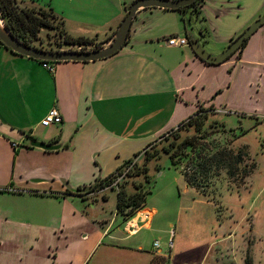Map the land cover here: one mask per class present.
<instances>
[{
    "label": "crops",
    "instance_id": "1",
    "mask_svg": "<svg viewBox=\"0 0 264 264\" xmlns=\"http://www.w3.org/2000/svg\"><path fill=\"white\" fill-rule=\"evenodd\" d=\"M18 1L51 8L69 34L103 46L133 0ZM263 15L264 0H202L184 11L146 8L119 51L95 61L52 62L53 72L0 44V264H90L102 245L115 253L142 252L123 242L150 229V219L126 235L114 219L89 216L102 189L74 191L115 173L199 108L221 122L235 116L239 127L247 121V131L264 126V24L239 56L221 63L205 61L189 44L167 43L170 36L190 41V26L204 50L213 38L206 52L214 57ZM214 21L225 26L219 30ZM54 105L61 123L42 126ZM34 140L57 148L32 146ZM152 254L146 264L165 256Z\"/></svg>",
    "mask_w": 264,
    "mask_h": 264
},
{
    "label": "rangeland",
    "instance_id": "2",
    "mask_svg": "<svg viewBox=\"0 0 264 264\" xmlns=\"http://www.w3.org/2000/svg\"><path fill=\"white\" fill-rule=\"evenodd\" d=\"M212 24L219 30L225 26L218 21ZM191 30L189 26V36L193 37ZM39 36L41 40L33 42V46L46 50L58 47L53 30L42 29ZM207 38L212 46L213 38ZM210 46H205V51L210 50ZM246 122L243 121L244 124L239 127L235 116H223L221 122L208 113L198 128L185 124L178 130H169L149 145L146 153L144 150L123 166L120 171L123 175L116 185L103 182L94 189L92 192L102 189L96 207L88 208L89 216L95 220L99 217L114 219L115 224L123 227L125 220L116 212L117 190L124 188L131 194L136 185L141 187V191L149 190L144 198V206L149 210L155 208L156 212L148 216L150 229H141L123 242L128 247L142 246V252L115 253L102 245L88 263L146 264L147 258L158 251L165 256H157L151 264H245L246 257H249L251 264H264V126L247 131ZM175 135H179L180 139L196 137L199 145L196 151L206 154L224 146L235 150L246 146V162L255 167L240 187L228 181L224 172L205 189L188 187L182 174L190 171L186 156L189 150L184 148L183 152L180 151L182 156L176 166L163 152ZM147 155L153 157L147 160ZM143 167H147L149 181L140 173ZM183 189L195 190H190L188 194ZM144 211L140 213L143 216ZM109 241L107 237L103 240L104 243ZM156 242L159 243L158 248L153 246Z\"/></svg>",
    "mask_w": 264,
    "mask_h": 264
},
{
    "label": "trees",
    "instance_id": "3",
    "mask_svg": "<svg viewBox=\"0 0 264 264\" xmlns=\"http://www.w3.org/2000/svg\"><path fill=\"white\" fill-rule=\"evenodd\" d=\"M201 1L202 0H197L189 6L174 10L184 11L185 9L191 7L196 9V6ZM0 16L9 32L27 45H34L33 42L40 41V31L42 29H47L54 31L57 40L56 45L58 47L68 45H82L85 47L91 45L92 48H99L102 46V43L95 42L93 38L73 36L69 34L64 28L63 19L54 13L51 8L23 6L18 0H0ZM246 41L247 39L235 51L238 52V56L240 55L242 48L245 46ZM0 44L6 47L1 42ZM208 112V109L199 108L189 117V119L179 125L176 130L180 129L185 124L198 128V126L201 125L203 120L207 117ZM198 146L197 139L194 136L180 139L179 135H175L173 137V141L169 143L168 147L163 149V152L169 155L171 164L175 166L178 165V159L182 156L180 151L183 152L184 148L189 150V153H186V156H188L187 166L190 167V171H184L182 175L186 185L188 187L195 188L196 190H202L211 185L214 181L213 179L217 180L221 172L225 173L228 181L237 187H240L245 183V178L255 167L254 164L248 165L246 162L248 158L246 146L236 150L231 147L224 146L218 151L210 154L202 153V151L199 150L196 151ZM146 152L147 151L145 150V153ZM191 153H193L192 156ZM138 155L139 153L135 154L134 157ZM152 157L153 156L148 157L147 155L146 159L150 160ZM131 161L132 159H129L124 163V165ZM122 168H119L115 173L98 180V182L95 183L91 189H96L103 182L110 184L112 179L120 173ZM140 173L144 174L145 179L149 181L147 176V167H143ZM68 193L72 194L67 190L66 194ZM147 193H149V190L141 191V187L139 185L135 186V190L131 194H128L124 188L118 189L116 203L117 214L121 215L124 220L133 216L139 209L144 207V198ZM245 264H251L249 257H246Z\"/></svg>",
    "mask_w": 264,
    "mask_h": 264
},
{
    "label": "water",
    "instance_id": "4",
    "mask_svg": "<svg viewBox=\"0 0 264 264\" xmlns=\"http://www.w3.org/2000/svg\"><path fill=\"white\" fill-rule=\"evenodd\" d=\"M197 0H133L114 32L113 37L99 48L90 50H46L33 45H27L14 37L3 23L0 16V42L12 51L36 60H46L51 62L61 61H95L106 58L119 51L126 44L130 34L133 20L137 13L146 8H163V9H179L191 5ZM264 24V15L257 18L248 25L235 39H233L226 48L218 55L212 57L203 49L197 39L190 36L189 45L195 53L202 59L210 63H221L228 59L241 44L260 26ZM32 146L43 149H54L57 146L50 145L43 141L34 140ZM91 186H85L76 189L74 192L82 194L89 191Z\"/></svg>",
    "mask_w": 264,
    "mask_h": 264
},
{
    "label": "built area",
    "instance_id": "5",
    "mask_svg": "<svg viewBox=\"0 0 264 264\" xmlns=\"http://www.w3.org/2000/svg\"><path fill=\"white\" fill-rule=\"evenodd\" d=\"M167 43L170 46H185L189 44V40L186 36H170L167 38ZM77 47L76 50H87L85 49V47H83L82 45H78L75 46V48ZM42 66L45 67L49 72H53L54 71V65L52 62H48V61H41ZM62 121V116L61 113L58 109L57 106H51L46 114L44 115V117L41 119L40 124L42 126H50V125H57L59 123H61ZM15 146V144H14ZM123 175V174H122ZM121 173L117 174L115 176V178L112 179L111 183L109 185H116L119 178L122 176ZM145 214L144 216L141 215L140 213H142V211H137L133 216L127 218L124 221V225H123V230L126 233V235H134L136 234L140 229L142 224L140 225L139 223H145L148 219V216L153 214V211L149 210V209H145ZM143 212V213H144ZM155 248L159 247V243L156 242L153 245ZM172 246V240L169 241V247Z\"/></svg>",
    "mask_w": 264,
    "mask_h": 264
}]
</instances>
